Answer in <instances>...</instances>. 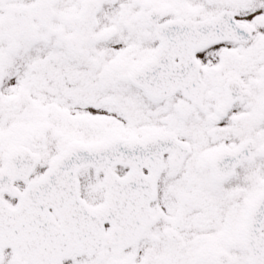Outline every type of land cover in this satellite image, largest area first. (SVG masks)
<instances>
[{
	"label": "snow or ice",
	"instance_id": "6c2138e0",
	"mask_svg": "<svg viewBox=\"0 0 264 264\" xmlns=\"http://www.w3.org/2000/svg\"><path fill=\"white\" fill-rule=\"evenodd\" d=\"M0 264H264V0H0Z\"/></svg>",
	"mask_w": 264,
	"mask_h": 264
}]
</instances>
